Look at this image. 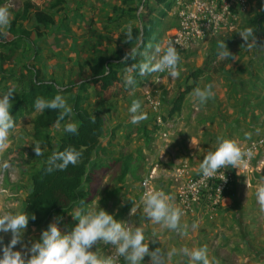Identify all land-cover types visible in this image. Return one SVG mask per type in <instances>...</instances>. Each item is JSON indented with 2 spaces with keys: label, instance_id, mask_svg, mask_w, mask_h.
I'll list each match as a JSON object with an SVG mask.
<instances>
[{
  "label": "crops",
  "instance_id": "obj_1",
  "mask_svg": "<svg viewBox=\"0 0 264 264\" xmlns=\"http://www.w3.org/2000/svg\"><path fill=\"white\" fill-rule=\"evenodd\" d=\"M186 1H175L171 12L165 18L164 34L172 32L176 28L177 10L184 6ZM217 43L218 41H216ZM160 44L163 45L162 41ZM216 44L210 43L207 48L211 49L217 46ZM238 44L239 48L231 52L237 56V60L230 59L222 70H218L220 73L206 72L199 79V87H204L208 83L214 85L215 96L206 104L200 105L193 100L191 95L193 90L188 93L181 110L170 119L173 126L175 123L174 127L177 130H171L169 136L158 134L154 136L155 139L147 140L141 138L142 132L136 131L128 136L130 139H126L125 145L123 144L124 139H120V135L123 133L115 136L114 128L110 126L111 120L104 117L105 131L98 151L95 153L96 156H120L127 151L135 152L137 149H141L145 157L137 172L138 178L128 174L122 182H118L115 176L112 180L113 184L122 185L121 198L124 196L130 198L131 195L138 193L139 198L137 195L133 198L134 203L126 216L124 215L123 221H130L134 227H143L145 235L148 237H151L153 232L157 233L159 239L154 238L157 241L155 244L149 243L150 249L158 246L170 249L172 247L195 248L207 245L209 257L214 259L215 264H264V213H261L255 195L257 187L264 185V172L248 171L241 167L237 169L234 181L219 206L213 208L202 206L197 208L194 213H184L181 222L190 226L184 236L162 230L159 225L145 219L142 196L139 191L140 181L151 168L156 167L158 176L154 184L155 189L163 190L172 196L175 204L180 207L176 192L181 182L176 176V168L183 161H196L192 162V170L195 172L199 170V164L203 157L215 149L217 137L232 138L241 142L246 140L245 133L251 134V137L254 135L264 136V43L262 45L257 40L258 47L251 49L254 53L251 55L254 57L253 61L251 57H247L248 48L241 46L245 42L239 41ZM199 47L198 43L193 46V50ZM259 47L262 49L259 50ZM208 49L204 53H207ZM204 57L202 56V58ZM201 64L202 62L197 66ZM192 67L194 68V66ZM163 96H166L165 91L160 96L161 101ZM167 121L169 122V120ZM180 121L184 122L178 127ZM182 126L185 127L182 128ZM257 130H259L258 134ZM192 139L197 142L198 147L192 146ZM263 157L264 145L253 159V165H258ZM36 167L37 165L34 168ZM5 179L6 183H0V212H23L25 197L30 186V175L24 182L19 180V177H10L9 179L8 176ZM22 183H26V185H19ZM11 196L17 197L8 203L7 199ZM100 199L101 194L91 205L98 201L100 205ZM133 206L136 213L130 215ZM56 217L59 216L54 215L48 225ZM68 217L69 215H66L59 220V227L65 232L71 231L78 223L70 224L67 220ZM71 218L73 219L72 215ZM193 221L198 225L195 229L191 228ZM40 232L41 226L28 224L22 235V243L17 244L15 249L24 251L23 245L30 246L31 242L38 240ZM35 233L37 235L32 237ZM0 236L3 237V242L0 243V249H2L3 245L10 242L11 233H0ZM111 247L110 245H100L99 250L105 253ZM0 256H2V251H0ZM149 261L150 257L146 256L142 264H149ZM168 264H187V259L173 257Z\"/></svg>",
  "mask_w": 264,
  "mask_h": 264
},
{
  "label": "clouds",
  "instance_id": "obj_2",
  "mask_svg": "<svg viewBox=\"0 0 264 264\" xmlns=\"http://www.w3.org/2000/svg\"><path fill=\"white\" fill-rule=\"evenodd\" d=\"M12 13L9 5H0V30L8 29L12 23ZM257 27L249 26L239 32L249 50L257 48ZM124 42L130 44L133 39V24L129 22L123 29ZM180 41H168L166 44L147 45L148 50L141 51V46L137 45L126 50L121 59V63L131 59L132 63L124 70V84L133 93L137 84L136 74L140 76H152V82H161L157 74L168 73L171 77L180 76L181 56L177 49ZM185 46V45H180ZM137 57H143L136 62ZM217 57L220 60H237V56L230 52L225 40L218 42ZM212 83L204 87H195L191 93L193 100L200 105L206 104L215 96ZM17 93L15 85H9L7 91L0 94V157L10 147V137L16 129V119L11 113L14 94ZM34 108L37 112L43 113L46 109L58 112L55 126H61V121L68 117V122L64 125V132L77 135L79 132V122L70 119L73 107L68 103L67 98L59 92L50 100L37 97L34 101ZM142 102L133 99L128 109L130 113V123L139 124L147 119V114L141 110ZM96 117H91V122L95 123ZM257 130V134H258ZM245 138L251 140V134L245 133ZM264 143V141H262ZM192 146L198 147L197 142L192 139ZM242 145L232 138L217 137L216 147L209 151L199 164V174L203 178H216L226 182L227 178L224 170L228 168L239 169L248 159L254 155L253 148ZM36 156L43 155L42 147L39 143H34ZM83 157V151L74 146L65 147L62 151H54L47 158L45 171L51 173L55 170L65 171L71 166H76ZM11 167L8 160H0V172H5ZM256 200L261 213H264V185L257 187ZM144 218L153 224L159 225L162 230L174 232L178 236L187 234L189 225L182 223L183 210L178 207L174 198L163 190L151 189L143 193L142 197ZM73 219L78 223L71 231H62L59 227L60 217L54 218L46 229L41 233L38 240L29 245H23L24 251L16 250L15 246L22 243V235L29 223L30 214L23 212L4 211L0 212V233H11L9 243L3 245L0 264H120L121 259L124 264H142L146 256L150 257L149 264H168L173 257L187 259V264H215L214 259L209 257L207 245L189 248L187 246L172 247L163 249L160 246L150 249L149 243L155 244L158 238L153 232L151 237L145 235V229L141 226H132L123 220H117L114 214L109 213L99 206V201L91 206L77 209L71 213ZM135 214L134 206L130 215ZM35 215L31 219L35 220ZM197 223L193 221L191 228L195 229ZM3 237L0 236V243ZM100 245H110L113 248L111 254H103L99 250ZM95 247V250H93Z\"/></svg>",
  "mask_w": 264,
  "mask_h": 264
},
{
  "label": "rangeland",
  "instance_id": "obj_3",
  "mask_svg": "<svg viewBox=\"0 0 264 264\" xmlns=\"http://www.w3.org/2000/svg\"><path fill=\"white\" fill-rule=\"evenodd\" d=\"M26 1H31L46 10L53 11L56 16V22L44 26L42 32L38 33L34 29V20H27L25 17L18 18L19 14L23 12ZM144 1L145 0H5L4 5L10 6L13 19L11 27L0 30V33H3L5 40L14 39L18 51L12 62L4 66L0 65V94L6 92L9 85H15L17 93H20L27 86V79L31 75V72L36 70L40 71L45 78H54L60 84L69 83L76 78L81 65L85 67L84 72L87 74L89 72V61H94L102 54L114 55L119 48L127 49L132 47L124 42L123 29L129 22L133 24V28L141 27V18L144 13ZM249 3L250 8L241 16L237 17V19L231 21V27L230 24L226 25L222 30L198 41L200 45L198 49L193 50L192 47L184 52L183 58L181 59L182 63L180 64V76L178 78L165 74L158 84L152 82V76L148 81L137 80L134 93L130 90L125 95L114 97L109 100H105L101 94L91 87L89 89L90 96L86 105L92 111L100 113L103 118L105 117L111 120L110 126L114 128L115 136H118L119 133H123L120 135V139H124L123 144L126 143V139H130L128 136L132 133L134 134L136 131L142 132L141 138L143 139H147V135H149L151 139H155L153 135H155L154 132H156L154 123L157 114L162 116L167 115L172 97L176 94L180 85L185 84L187 73L193 68L192 66L195 67L198 63H203L205 57L202 58V56L206 55L204 51L208 49V44H216V41L219 42L228 39H235L237 42L243 41L239 32L249 26L257 27V40L260 44L264 43V21L262 23L255 21L264 9V0H249ZM54 5L56 6L54 7ZM13 21L16 22L13 24ZM27 31H30L29 36H26ZM161 40L158 44L161 43ZM216 45L218 46V43ZM215 47L216 46L213 48ZM259 48V50L262 49V47ZM211 49H208V51ZM247 53V57L254 55L249 49ZM253 59L254 57H251L252 61ZM213 65H217V63ZM212 68L213 69L208 70V72L213 71V73H220L219 71L222 70L221 68L215 69V66ZM147 90L159 96L160 100V96L163 91H165L166 96L162 97L159 108H152L149 99L146 97ZM133 99H139L142 102L141 110L147 114V119L136 125L129 122L130 113L128 109ZM34 116L35 113L29 114L16 122V129L9 141L10 147L6 153H4L3 157H0V160H8L11 165L9 170L0 172V183H6L5 178L8 176L9 179L10 177H19V180L24 182L26 177L30 175L31 170L36 165H39V162L42 161L48 153L55 149L59 141V136L64 129V125L69 119L67 118L61 121L59 129H57L56 126L51 128L52 146L47 147L41 145L43 155L36 156L34 143L37 142L32 134ZM70 119L77 121L73 114ZM170 119H172V117L167 119L171 123L170 131L177 130L174 127L175 123L173 126V122L170 121ZM183 122L184 121H180L178 127L181 126ZM184 127L182 126V128ZM186 127L188 128V125H186ZM119 128L123 129L120 130ZM164 130L165 128L163 131ZM159 134L162 135L161 132H159ZM167 136L169 135H166V137ZM117 166L118 165L107 173L102 181V188L114 187L115 184H113L112 178L113 176L116 177L119 172ZM19 185H26V183ZM136 195L139 198L138 193L131 195L130 198L125 196L123 198L117 197L114 199L115 203L113 200L109 204L111 208L108 207L107 211L113 214L119 212L125 205H128V203L132 205L134 203L133 198ZM16 197L17 196H11L7 199V202H12ZM16 209L18 210V207ZM47 227L48 224L47 226H41L40 234ZM35 235H37V233L33 234L32 237ZM122 264H124L123 260Z\"/></svg>",
  "mask_w": 264,
  "mask_h": 264
},
{
  "label": "trees",
  "instance_id": "obj_4",
  "mask_svg": "<svg viewBox=\"0 0 264 264\" xmlns=\"http://www.w3.org/2000/svg\"><path fill=\"white\" fill-rule=\"evenodd\" d=\"M5 0H0V5H4ZM176 0H145L143 2L144 13L142 14L141 27L133 28V41L128 44L132 47L141 46V51L148 50L147 45L155 46L164 36V19L170 13ZM56 5H54L55 7ZM34 20V29L42 32V28L48 24L56 22L53 11L46 10L31 1H26L20 18ZM256 22L264 21V9L255 19ZM16 21H13V24ZM30 35L27 31L26 36ZM230 52L239 48L235 39L225 41ZM130 48H119L114 55L102 54L94 61L88 62L89 72L85 74V67L81 65L77 76L71 82L60 84L54 78H45L40 71L31 72L27 79V86L17 94H14L11 113L16 122L29 114L35 113L33 119V137L42 146L51 147V128L55 126L58 112L46 109L42 114L34 108V101L37 97L52 99L58 92L64 95L68 103L73 107V115L79 122V132L71 135L62 130L59 141L55 149L48 153L30 173V186L25 197L24 211L30 214L29 225L46 226L54 215L60 218L69 215L67 218L70 224L77 223L78 220L71 218V213L77 209H82L91 203L101 194L100 207L106 211L109 205L117 197H121L122 185L102 188L101 184L107 173L118 165L116 179L122 182L128 174L137 177L145 157L141 149L135 152L127 151L120 156L100 157L96 156L105 131V121L103 116L89 109L86 102L90 96L89 89L94 87L102 94L106 100L127 94L131 89L126 88L123 80L124 70L132 63L129 59L126 64L121 63L126 50ZM18 47L14 39L5 40L3 33H0V65L4 66L14 60ZM218 46L208 51L201 65L192 68L186 76L184 85H180L176 94L171 100V105L167 115L163 119L167 120L176 112L180 111L186 95L190 93L199 82V79L208 70L223 68L230 60H220L217 57ZM143 57H137L136 62ZM217 63V65H213ZM151 76H140L136 74V80L148 81ZM96 117L95 123L91 122L92 116ZM68 117L65 118V120ZM155 135L161 130V125L154 123ZM153 135V136H155ZM147 140L151 139L147 135ZM74 146L83 151V157L76 166H69L65 171L55 170L51 173L45 171L47 158L54 151H62L65 147ZM115 203V200H114ZM131 205H125L119 212L113 213L115 218L122 220L127 214ZM35 215V220L31 215Z\"/></svg>",
  "mask_w": 264,
  "mask_h": 264
},
{
  "label": "built area",
  "instance_id": "obj_5",
  "mask_svg": "<svg viewBox=\"0 0 264 264\" xmlns=\"http://www.w3.org/2000/svg\"><path fill=\"white\" fill-rule=\"evenodd\" d=\"M249 8V0H187L184 6L179 7L177 10L178 23L176 28L162 37V44L179 40L180 45H185L183 47L177 45L180 56H182L186 50L198 44V41H201L206 36L222 30L228 24L231 27V21L237 19ZM165 74L167 75L168 73L157 75L162 80ZM146 97L149 99L152 108L160 107L161 100L159 96L147 90ZM156 123L161 125L160 132L163 136L170 133V123L164 120L162 115L157 114ZM164 128L165 130L163 131ZM262 141H264L263 135H254L251 140L246 139L239 142L249 148H252V145L255 144L253 148L254 155L240 166L242 169L264 172V157L261 158L258 165H253V159L264 145ZM236 171L237 168L224 170L227 178L226 182L219 179L223 170H221V173H217L216 178L206 179L199 174V170L195 172L192 170V164L189 160L183 161L176 168V176L181 182L176 192L180 208L184 213L188 214L194 213L197 208L202 206L205 208L219 206L234 181ZM157 176L158 171L156 167H153L143 177L139 184L141 196L145 191L155 189L154 184ZM112 251L113 248L111 247L109 251L103 254H111ZM120 264H122V259Z\"/></svg>",
  "mask_w": 264,
  "mask_h": 264
}]
</instances>
